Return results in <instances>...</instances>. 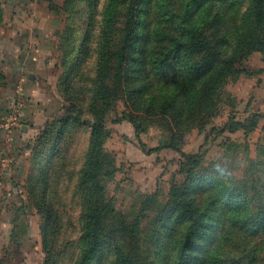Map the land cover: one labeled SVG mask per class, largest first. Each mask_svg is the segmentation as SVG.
Instances as JSON below:
<instances>
[{"label":"rangeland","instance_id":"rangeland-1","mask_svg":"<svg viewBox=\"0 0 264 264\" xmlns=\"http://www.w3.org/2000/svg\"><path fill=\"white\" fill-rule=\"evenodd\" d=\"M105 1L0 0V264H43L45 235L58 264H72L69 260L76 253L82 225L79 168L89 147V122L105 109L94 99ZM190 1L183 0L182 6V0H171L168 7H152V26L163 31L173 25L186 12L184 3ZM230 2L195 0L194 21L206 35L232 39L242 31L237 24L248 1ZM137 15L138 31L144 34L148 19L141 11ZM142 43L141 37L138 48ZM138 55L136 49L121 87L114 79L108 80L116 94L108 99L103 117V148L112 162L111 176H103L106 197L117 212V228L132 224L134 229L133 235L119 232L118 238H128H117L119 245L132 246L143 264H172L165 254L177 264L183 230L180 227L175 237H168L162 218L168 215L165 205L171 201V191L189 182L187 170L191 169L190 181L199 175L201 180L190 183V193L211 219L196 231L202 249L190 253L198 257L207 249L206 264H242L245 260L248 264L249 258L264 264V233L253 234L259 222L254 215L264 207L263 53H245L207 97L206 106L195 110L192 118L184 117L180 127L187 130L181 131V141L174 142L184 154L195 155L197 163L188 165H184L185 156L164 146L170 143L175 127L171 116L160 114L168 103L153 87L135 94L136 87L145 82L139 79ZM163 57L160 51V63ZM199 57L196 54L194 61ZM149 75L153 82L157 80L158 89H177V78L161 81L157 69ZM31 84L40 86L42 93L32 94ZM29 112L34 116H26ZM129 114L139 125V136ZM67 116L69 122L62 129ZM6 122L9 131L2 125ZM252 122L253 129L241 127ZM230 127L235 131H229ZM204 186L210 187L201 191ZM231 188L235 190L230 192ZM39 199L56 208L50 218L43 208H37ZM243 201L246 209L240 207ZM183 207L184 203L180 210ZM232 210H240L241 218L232 216ZM47 221L50 228L44 235ZM53 224L56 227L51 231ZM113 255L107 246L91 264H109Z\"/></svg>","mask_w":264,"mask_h":264},{"label":"trees","instance_id":"trees-1","mask_svg":"<svg viewBox=\"0 0 264 264\" xmlns=\"http://www.w3.org/2000/svg\"><path fill=\"white\" fill-rule=\"evenodd\" d=\"M143 1V3H142ZM224 2L225 0H219ZM242 0H231L232 3ZM248 5L239 17V25L242 31L234 33L232 39L224 35L214 36L212 33L206 35L207 32L203 27L198 26L195 10L192 5L195 0L190 3H184V13L179 16L173 25L162 28L152 25L151 10L154 7L160 9L168 7L171 0H106L102 12V25L98 39V63L94 82V99L99 100L105 109L98 113L93 121L89 122L90 141L86 152L85 159L79 168L77 187L83 198L82 211L80 217L82 225L80 235L76 240L77 250L74 256H71L72 264H91L96 260L102 250L107 246L113 249V258L109 264H143L139 253L132 247L125 249L118 243L119 240H126V237H119L121 230L133 235L134 229L132 224L117 228L116 210L113 208L111 200L106 197V187L103 176H111V157L104 151L103 143L106 137V128L104 125V114L110 101L115 98V94L109 85L108 80L114 79L117 86L121 87L123 77H125L127 64L130 62L132 66L133 56L136 49L139 50L138 58L140 60V80L145 79L141 87H136L137 92L153 87L158 96L168 103L167 107L160 110V114H168L173 118L175 127L171 128V141L167 146L179 152L186 161L184 165L196 164L195 155L184 154L179 145L174 141H181L182 132L187 130L182 128V121L186 115L193 117V112L204 108L207 104V97L211 95L222 82L225 81L229 73L234 70V64L251 50L261 51L264 55V0H247ZM200 3V1H199ZM198 3V4H199ZM196 4V7L197 5ZM183 6V0H182ZM198 9V8H197ZM141 11L146 19H148L149 28L142 34L139 32V20L137 12ZM161 17V16H160ZM162 19V17H161ZM163 19L164 15H163ZM152 29V30H151ZM142 37L143 43L138 48L137 41ZM164 55L162 63L158 61V53ZM200 53L199 61H194L196 54ZM146 68L148 70H146ZM158 70V76L161 81L168 78H177V89H166L160 86L157 88L156 81H152L150 71ZM125 87H123L124 89ZM122 89V90H123ZM153 95L152 91L149 96ZM100 106V105H99ZM96 105L97 108H99ZM67 115H69V111ZM132 122L137 136H139V125L135 122L132 114L128 115ZM64 119L62 129L69 122L68 116ZM85 122V121H84ZM86 123V122H85ZM237 124V123H235ZM240 124V123H238ZM244 130L253 129L255 123L248 126H241ZM229 131H235L234 127H230ZM180 133V134H179ZM194 176L193 171L187 170V179L189 182L173 188L171 191V201L165 205L168 215L162 218V223L167 224V235L175 237L178 229L182 227L183 232L180 233L179 246L181 247L178 256L180 259L177 264H189L196 262L197 264H206L208 261V250L204 248V253L195 257L190 252L199 247L198 241L200 237L197 230L201 229L211 215L207 211L202 210L198 201L190 193V183L201 180V176H196L190 181V177ZM192 179V178H191ZM212 186V185H210ZM210 186L201 187V191H205ZM190 187V188H189ZM230 189V192L234 191ZM239 190L236 189L238 193ZM205 193V192H204ZM44 193H42L43 195ZM184 207L180 210L179 206ZM229 206V203H226ZM43 208L47 212L48 218L56 209L52 203L40 201L37 208ZM241 209H246L247 205L243 201L240 205ZM224 209L220 208V213ZM232 216L241 218L240 210H232ZM264 207L258 209L254 215L259 222L255 224L253 234L261 235L264 233ZM206 217L207 219H204ZM230 215H225V223H228ZM112 219L111 222H107ZM49 224V225H48ZM108 226V227H107ZM56 227L53 224L51 231ZM209 227V226H208ZM50 223L46 222L44 226V235ZM209 230L204 238L206 239ZM124 235V234H123ZM118 238V239H117ZM201 238V239H204ZM131 238L129 237V240ZM204 239V240H205ZM44 252L45 261L43 264H58V257H55L48 247L46 235L44 236ZM177 239H175L176 241ZM174 241V242H175ZM164 258L172 261L170 254L163 255ZM196 258V259H195ZM264 259V256H262ZM98 261V259H97ZM246 261V260H245ZM243 261L242 264H245ZM254 258H249L248 264H255Z\"/></svg>","mask_w":264,"mask_h":264},{"label":"crops","instance_id":"crops-1","mask_svg":"<svg viewBox=\"0 0 264 264\" xmlns=\"http://www.w3.org/2000/svg\"><path fill=\"white\" fill-rule=\"evenodd\" d=\"M31 78V76H28V78ZM21 81L23 80V77L20 79ZM32 80V79H31ZM32 82V81H31ZM40 86H38L37 84H31L29 90L31 91L32 94L36 95V94H41V90L39 89ZM37 111H35V113L39 112V109H36ZM34 111V110H33ZM26 112V111H25ZM49 112V111H48ZM26 116H34L32 115V112L26 113ZM48 114V113H47ZM38 115V113L36 114ZM43 116V115H42ZM24 130V129H23Z\"/></svg>","mask_w":264,"mask_h":264},{"label":"built area","instance_id":"built-area-1","mask_svg":"<svg viewBox=\"0 0 264 264\" xmlns=\"http://www.w3.org/2000/svg\"><path fill=\"white\" fill-rule=\"evenodd\" d=\"M2 125H4L5 126V128L6 129H8V131L10 130V127H9V125H8V123L6 122V123H3Z\"/></svg>","mask_w":264,"mask_h":264},{"label":"clouds","instance_id":"clouds-1","mask_svg":"<svg viewBox=\"0 0 264 264\" xmlns=\"http://www.w3.org/2000/svg\"><path fill=\"white\" fill-rule=\"evenodd\" d=\"M217 171H221V169L219 168V166H217Z\"/></svg>","mask_w":264,"mask_h":264}]
</instances>
